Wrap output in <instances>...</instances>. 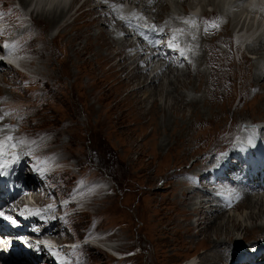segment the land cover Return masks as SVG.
Segmentation results:
<instances>
[{"label": "rangeland", "instance_id": "obj_1", "mask_svg": "<svg viewBox=\"0 0 264 264\" xmlns=\"http://www.w3.org/2000/svg\"><path fill=\"white\" fill-rule=\"evenodd\" d=\"M164 1L176 15L198 13L206 16L207 24L217 25L211 13L217 0H161L157 15L163 24H170ZM26 2L0 0V5L22 10ZM87 8L82 5L79 15H67L52 26L49 17L45 20L46 14L34 7L30 11L33 26L26 31L25 41L29 38V47L36 54L27 71L35 77L10 68L0 73V125L23 142L19 146L32 164L49 158L65 161L63 170L44 177L38 197L56 199L95 182L104 183L96 200L57 222L53 235L62 240L83 235L107 237L112 249L118 247L132 255L117 261L107 251L85 245L67 259L69 264H178L193 254L198 257L201 245L195 244L197 237L190 235L192 241L188 242L182 228L184 206L177 193L185 189L186 181L178 172L188 173L199 165L204 168L213 151L229 145L230 128L232 134L242 123L264 120V72L258 61L264 65V50H238L231 36L235 20L229 19L225 27L218 28L219 24L203 33L202 39L196 36L203 45L201 51L188 55L171 85L158 83L155 91L149 90L150 99L143 101L142 97L140 102L145 89L128 93L135 88L136 78L123 80L120 71L115 73L114 58L106 53L110 50L105 42L111 47L112 38L115 43L124 40H117L114 28L98 25ZM19 15L21 18L7 24H31L20 11ZM7 17L1 16H13ZM192 23L201 28L195 19ZM17 29L7 34L19 36ZM99 31L106 41L93 35ZM255 41H251L254 46ZM20 44L27 46L24 41ZM153 99L156 102L149 108ZM175 99L177 110L168 108ZM197 157L201 161L193 167ZM237 211L243 213L242 218L249 212L242 207ZM254 222L243 219L242 227L249 223L253 228ZM250 228L234 234L246 235ZM209 232L205 236L201 231L208 244L210 238H217Z\"/></svg>", "mask_w": 264, "mask_h": 264}, {"label": "bare ground", "instance_id": "obj_2", "mask_svg": "<svg viewBox=\"0 0 264 264\" xmlns=\"http://www.w3.org/2000/svg\"><path fill=\"white\" fill-rule=\"evenodd\" d=\"M21 1L25 2V0H21ZM78 1L79 0H69L67 3L66 9H63V7L60 8V6L56 5V4L64 3L65 0H36L34 2L39 5V7H37V9L39 10V14L43 13V15L44 14L47 15L48 13H52V12L54 13V14H51L50 16L45 15V18H46L45 20H47V18L49 17V19H48L50 21L49 25L52 26V25H55L58 22H60L67 15L70 18L74 17L76 15H79L82 7H81V4L77 3ZM160 1L161 0H159V2ZM223 2L225 3V2H227V0H223ZM262 4H264V0H238L237 4H233V5L230 3L225 4V5H227L226 9L230 10L231 14H233L232 12L234 11V7L236 5H239L240 10L238 12H235L236 15L239 17L241 15L249 17L248 22L242 28L237 29L236 32L234 33V36H238V33L240 34L239 39H241V41H239V44L241 45V47L239 46L238 48H242V49L244 48L246 50H248V48H249V50L252 53L253 52L255 53L258 50L262 49V46L264 45V37H263V35H264V9L261 11L259 10L260 9L259 6ZM218 5L219 4H217V6ZM219 8H221V5H219ZM45 11H47V12H45ZM88 11H90V10H88ZM224 14L229 15L232 20H235V19H233L235 16L234 14L233 15H231L229 13H224ZM202 17L203 16H198L196 19L200 20V19H202ZM35 20L38 21L37 19H35ZM219 24H220V26H218V28L225 27V25L227 24L225 15L220 16ZM15 27L20 28V24L19 23L11 24L10 27L6 29V31L8 32V31H10V29L15 28ZM21 29H22V31H26L27 27H22ZM57 35H58V33L53 35V37L57 36ZM93 35L96 36L97 38L98 37L103 38L104 33L99 32V33L93 34ZM186 37L187 36L183 35L182 36L183 40H187L188 38H186ZM255 37H257V38L254 39ZM97 38H95V39H97ZM254 40H257V41H255L256 46L251 44V41H254ZM104 41H106V39L103 38V42ZM259 41H260V43H259V45H257V43ZM109 42L113 43L114 41L109 40ZM138 44H140V48L142 46L150 47L151 45H153V43H147V42L140 41V40H138ZM242 44H243V47H242ZM154 45L158 46V48L160 50V53H158L159 58H156V62H158L160 60L163 62L166 61V65L161 70L158 71L159 73H157V76L150 77V80H152L153 78L155 80H152L149 84H146V82H143V80L142 81L138 80L135 83L136 84L135 88L128 90V93H129V92H132L133 90H136V89L139 90L143 87L145 89V91L140 96V99H139L140 102H142V100H141L142 97H143V101L145 99L149 98V95L151 93L149 91L150 89H153L154 91L156 90L155 89L156 83H158V78L163 76L162 73L164 70L165 71L168 70L169 74H170L169 77L170 76L172 77V80H166L168 77L167 76L168 73L167 72H166L167 74L164 73L165 76H163V78L166 80V82H164L166 84L171 85L173 83V75H175L174 74L175 72H172V69L170 67L171 65L173 67L174 63H172L173 61H171L170 58L167 57L168 55H174V54H170L168 51H166L164 49L165 44H154ZM105 46L107 49L110 50V52H106V53H108L107 54L108 57L114 58L118 54V52L120 51L119 48H120V46H122V44L116 42V43H113L111 47H109V46H107V42H105ZM111 50H112V52H111ZM39 56L44 58V55L42 53H39ZM241 57H244V56H241ZM9 58L12 60L15 59L14 56H10ZM258 61L260 64L259 59H258ZM31 63H33V62H31ZM261 64H262V62H261ZM120 69H121V67H119L118 70H120ZM38 73H41V72H38ZM134 74L135 73L132 71V69L127 70L126 74L124 75L123 80L129 81L130 79H132L134 77ZM160 74H162V75H160ZM261 77H262V81H264V75L263 76L261 75ZM258 79H259V77H255L256 81ZM139 83H141V86L140 85L138 86ZM163 84L159 83L160 86H162ZM147 88H148V90H147ZM158 90H159V88H158ZM182 98L183 97H181V96H180V98L177 97V99L180 101L182 100ZM177 99H175L174 102H172L170 106L167 105V107L168 108L171 107L173 109L175 108L177 110V108H178L177 107V101H176ZM160 100H162V98ZM155 102H156V100L153 99L150 103L149 108H151L152 104ZM194 104H195V102H194ZM143 113H146V111H143ZM261 121L264 122V120H261ZM242 127H244V125ZM255 127L256 128H254V126H252V129H255V130L259 129L261 134L263 135V141H264V128H262V127L259 128L256 125H255ZM1 156H2V154L0 153V164L2 163L1 162V160H2ZM203 170H204L205 175L213 174V172H214L213 169H211V168H205L204 167ZM194 178H195V180L201 182V176L194 175ZM177 194H178V199L183 202L181 205L184 206V208L181 209V220L184 221V224H182V228L184 230V233L187 234L188 242L192 241V238H190L189 236L193 235V238L197 237L195 240V244H198L199 246L201 245L199 248L200 256L198 255V257H197L198 264H233V262H235V260H233L232 246L238 241V239H236L234 236H236L235 234H239L240 231H241V233H243L244 230L248 231L247 227L250 228L249 223H248V225H245L247 227H242V220L243 219L255 221L253 228L251 227L249 229V232L246 233V235L243 234V237L253 236L254 238H257V237H261L262 235H264V194L257 196L255 198H252L245 191H242L240 196L235 200L231 201L230 197H228L227 200L224 201V204L222 205V207L217 212L216 211L212 212L211 209H209L210 207L211 208L214 207L215 204L211 205L207 199H203L201 202H198L197 204H195L193 202H189V201L185 202L188 199L186 196L187 195L189 197L191 196L190 191L186 192L185 190H181ZM204 195L210 196L208 193H204ZM48 197H51V196L42 197V198H39V200H44L45 198H48ZM208 199L211 200L209 197H208ZM240 204L241 205L243 204L244 206L243 205L239 206ZM228 205L235 206V209H233V210H231V212H227L225 214L224 211ZM239 207H242L244 209V211L249 210V212L245 213L246 218H242L243 213L239 214V212L237 211V209H239ZM234 212H236V213H234ZM237 215L241 218L238 221L236 218ZM192 217H194V218H192ZM220 219H221V221L219 222ZM245 221H247V220H245ZM198 223H200V225H199L200 227L198 226ZM201 224H203L204 226ZM259 227H260V229H259ZM202 229H203V233H205V236L206 235L208 236V232L212 230L213 234L217 238H210L213 240L211 242H209V244H208L206 241L203 240V238H205V237H203V234L201 233ZM234 232H235V234H234ZM233 237H234V239H233ZM236 237L240 238V235L239 236L237 235ZM101 239H103V241H107V237H104ZM109 244L110 243L107 242L106 247H110ZM16 264H19V262H16ZM179 264H193V258L188 260V261H184L183 263H179Z\"/></svg>", "mask_w": 264, "mask_h": 264}, {"label": "snow or ice", "instance_id": "obj_3", "mask_svg": "<svg viewBox=\"0 0 264 264\" xmlns=\"http://www.w3.org/2000/svg\"><path fill=\"white\" fill-rule=\"evenodd\" d=\"M189 21H185V23H188ZM212 27H216V24H212ZM154 27V26H153ZM208 29L205 28V31ZM11 113H9L10 115ZM20 143H23L22 141H17L14 139L12 136H6L3 140H0V153L4 152L7 150V148L12 147L15 148L17 147ZM251 143V141H249ZM5 219H8V217H5Z\"/></svg>", "mask_w": 264, "mask_h": 264}]
</instances>
